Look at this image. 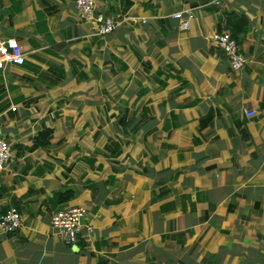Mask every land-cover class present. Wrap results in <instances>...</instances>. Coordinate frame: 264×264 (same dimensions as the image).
I'll list each match as a JSON object with an SVG mask.
<instances>
[{
    "label": "crops",
    "instance_id": "0c3cea01",
    "mask_svg": "<svg viewBox=\"0 0 264 264\" xmlns=\"http://www.w3.org/2000/svg\"><path fill=\"white\" fill-rule=\"evenodd\" d=\"M75 1L0 0L26 56L0 70V214L22 215L0 264H264V0H96L122 21L102 37ZM224 18L241 71L211 41ZM68 206L88 241L54 233Z\"/></svg>",
    "mask_w": 264,
    "mask_h": 264
},
{
    "label": "built area",
    "instance_id": "2783aa9c",
    "mask_svg": "<svg viewBox=\"0 0 264 264\" xmlns=\"http://www.w3.org/2000/svg\"><path fill=\"white\" fill-rule=\"evenodd\" d=\"M217 5H221L219 1ZM76 8L81 19L86 23L93 24L94 34L97 36H107L114 32L122 21L104 16H96V0H76ZM174 18L179 19L183 29L190 27L193 18L192 13L184 16L183 13H175ZM145 22V21H144ZM220 29L211 41L213 45L220 49L228 59L230 68L233 71H241L247 64V58L241 53L238 41L233 37L228 29L226 19H222ZM26 64V56L22 51L18 41L12 37L0 34V70L7 65L23 66ZM17 110V107H13ZM248 117H254L256 112L245 111ZM15 158L14 150L10 143L4 138H0V170L6 168ZM86 209L82 206H68L53 214L51 227L57 237L66 245H78L82 241H88L93 235L94 228L86 223ZM22 226V215L15 209H9L0 214V235H10L18 231Z\"/></svg>",
    "mask_w": 264,
    "mask_h": 264
},
{
    "label": "trees",
    "instance_id": "16d2710c",
    "mask_svg": "<svg viewBox=\"0 0 264 264\" xmlns=\"http://www.w3.org/2000/svg\"><path fill=\"white\" fill-rule=\"evenodd\" d=\"M234 38L237 40L238 37L233 34ZM53 130L52 129H45L44 131H42L37 138H35L34 141V148H38V147H48L50 145V142L53 138ZM244 134L247 138H249V135L247 132L244 131ZM73 193L71 191H65L63 193H60L59 195V199L60 200H64L65 202L69 201L70 199H72L73 197Z\"/></svg>",
    "mask_w": 264,
    "mask_h": 264
}]
</instances>
